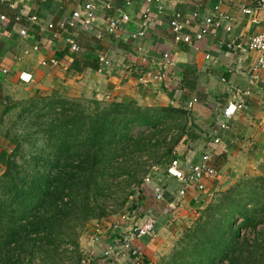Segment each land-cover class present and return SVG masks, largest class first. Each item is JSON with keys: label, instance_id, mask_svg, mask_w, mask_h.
Here are the masks:
<instances>
[{"label": "crops", "instance_id": "0c3cea01", "mask_svg": "<svg viewBox=\"0 0 264 264\" xmlns=\"http://www.w3.org/2000/svg\"><path fill=\"white\" fill-rule=\"evenodd\" d=\"M6 1H0V15L5 16L0 20V114L12 100L25 103L49 95L70 100L134 101L141 107L171 106L184 111L189 127L184 139L187 143L176 150L181 156L177 158L180 168L188 171L206 154L208 164L216 170L215 177L204 180L203 190L189 189L164 173L147 184V191L138 194L139 216L154 215L157 220L154 232L135 242L141 248L143 264H155L169 238L188 228L214 193L226 190L238 178L264 176V70L253 73L254 53L237 46L231 50L220 46L225 39L243 43L258 30V25L238 10L239 0H162L164 10L160 13L153 0L130 4L126 0H104L109 4L107 9L93 0V23L84 26L79 19L66 32L55 28L57 23L73 11L83 14L90 0ZM214 6L230 17L223 27L186 44L173 41L168 24L173 14L185 17L197 11L205 16L213 14ZM145 8L150 11L147 20L142 17ZM120 13L127 15V21L115 34H109L106 18ZM15 15L21 20L15 21ZM32 16L35 22L28 20ZM48 23L54 27L48 28ZM22 27L27 29L24 36ZM142 28L144 36L133 39L131 35ZM199 28L198 21L193 20L185 32L193 35ZM68 31L80 47L83 65L79 72L71 69L77 53H70L63 42ZM99 54L109 60L102 71L85 65L94 64L93 58ZM164 54H168L167 59ZM49 58L56 59L57 64H41ZM21 71L31 74L32 81L22 82L18 77ZM142 72L166 75L156 80L146 75L147 82H140ZM239 90L249 92L245 104L226 120L221 113L228 103L236 101ZM192 98L196 101L187 108ZM225 122L229 127L222 129ZM6 148L0 143L2 171L8 156ZM183 187L185 193L180 196ZM126 212L125 207L122 213ZM113 222L107 219L90 231L101 228L104 238L96 245L89 241L86 251L95 252L107 238L115 236L104 233V227Z\"/></svg>", "mask_w": 264, "mask_h": 264}, {"label": "trees", "instance_id": "16d2710c", "mask_svg": "<svg viewBox=\"0 0 264 264\" xmlns=\"http://www.w3.org/2000/svg\"><path fill=\"white\" fill-rule=\"evenodd\" d=\"M78 48L71 65L77 72L83 65ZM93 59L94 64L85 65L96 69L98 56ZM65 100L56 95L32 98L20 113L40 128L36 133L50 153L45 160L33 161V173L18 161L23 160L20 144L8 153L0 175V264H64L58 259L59 247L67 243L76 250L77 227L105 215L96 202L123 174L114 165L117 159L154 155L163 158L159 162L166 171L181 157L173 150L175 142H169L176 123L187 125L180 109L95 99L94 109L82 111L73 102L77 100ZM10 108H4L0 119ZM78 196L83 201L79 199L72 212ZM71 218L76 225L69 231ZM194 231L196 236L181 246L176 253L180 262L174 264H264V176L238 178L214 193Z\"/></svg>", "mask_w": 264, "mask_h": 264}, {"label": "built area", "instance_id": "2783aa9c", "mask_svg": "<svg viewBox=\"0 0 264 264\" xmlns=\"http://www.w3.org/2000/svg\"><path fill=\"white\" fill-rule=\"evenodd\" d=\"M6 1V0H1ZM90 3L85 4L84 13L81 14L79 11H73L69 18L60 20L57 23L58 30L67 31L73 28L76 24V21L81 19V22L84 26H90L93 23L95 18L93 10L95 9V4L93 0H90ZM98 1L103 9H107L109 4L104 0H94ZM135 0H126L127 4L134 2ZM152 1V0H148ZM156 4L157 12H162L164 10V4L162 0H153ZM213 14L200 16L197 11H193L190 15L181 16L179 13H175L168 20L170 27L171 36L174 42L176 43H189L192 38L201 39L204 35L208 34L213 30L220 29L224 24L230 19L228 14L222 13L219 11L218 6L213 7ZM238 10L246 14L250 21L258 25V30L253 35L249 36L245 42L236 43L235 40L225 39L220 43L221 47L226 49H232L239 47L242 50L250 51L254 53L255 59L252 65V70L254 74H257L260 71L264 70V0H239ZM150 11L148 8H145L142 15L144 20L148 19ZM5 16L0 15V20H4ZM15 21L21 20L20 15L14 17ZM128 19L125 13H120L117 17H107L105 21L106 31L109 34H115L121 27L122 22H126ZM29 21L35 22L36 17L32 16L28 18ZM197 20L200 28L196 33L189 34L185 32V28L190 26L191 21ZM48 28H53L52 23L47 24ZM227 31L231 30V27H226ZM21 35L27 34V29L21 28ZM145 28L140 29L137 33L131 35L133 39L144 36ZM63 42L67 47V50L76 54L79 50L77 43L75 42L72 35L67 32L63 36ZM165 59L168 58V54H164ZM57 60L54 58H49L48 60L41 61L42 65L57 64ZM109 65V60L103 54L98 55V67L97 71H102L103 68ZM5 70H3L4 72ZM19 79L24 83H29L32 81V75L21 71L19 74ZM146 75H150L151 79H162L165 77L166 73L151 74L150 72H142L141 76L138 78L140 82H147L148 78ZM247 90H239V96L234 101V103H228L224 107L221 115L226 120L231 119L234 112L244 106L247 95ZM196 101V98H192L188 101L187 108H190L193 103ZM229 127L228 122L222 123L221 128L227 129ZM208 155L204 154L201 157L199 163L192 164L188 171H184L180 168L179 162L177 159H174L166 167V173L168 176L177 179L179 182H182L187 188H195L197 190H203L205 187L204 180L212 179L216 176V170L211 167L208 162ZM184 187L181 188L178 192V195H183L185 193ZM138 194L136 192L133 197L130 198L128 204L126 205V213H122L119 216V220L104 227V233L108 236L111 233L112 237H109L105 240V245L100 246L98 250L82 252V259L80 264H143V256L141 255V248L136 245V241L146 236H150L155 229L157 223L156 217L154 215H147L145 218L139 216L141 210L138 206ZM159 198V196H157ZM171 204H174L171 203ZM133 215V216H132ZM102 229L99 228L93 234L89 236V241L91 244H100L104 236ZM102 237V238H101Z\"/></svg>", "mask_w": 264, "mask_h": 264}, {"label": "rangeland", "instance_id": "374dc122", "mask_svg": "<svg viewBox=\"0 0 264 264\" xmlns=\"http://www.w3.org/2000/svg\"><path fill=\"white\" fill-rule=\"evenodd\" d=\"M76 100L77 101L73 102H76L78 104L77 108L79 110L82 109V111H91L96 106V104H94L95 100L90 98L82 97ZM12 101L13 102H11L10 105L11 108L7 113H4L0 119V143L8 146V148L5 149L7 150V153H9L11 149L15 148L16 145L20 144L19 152L23 160L18 159V161H24V166L27 167L26 171L33 173V161L47 159L50 152L46 147L45 142L41 139V136L39 135L40 132L36 133V131L38 132L40 128L37 129V127H35L31 121L28 120V117L24 119L20 117V113L24 108V103H18L17 100ZM175 125V130L170 134L169 141L171 142V146L175 142L173 144L174 151L182 148L181 143H183L189 131V127H187L185 122L181 121ZM137 131L138 130L135 129V132ZM180 135L182 136L181 139L179 138ZM162 160L163 158H154V155L149 154H143V156L136 157L134 159H117L118 164L114 162V165L121 167L120 173L123 171V174L116 176L115 181L110 183L109 187L104 191V195L99 196L98 201L96 202V204H100L103 211H105V215L100 218H93L89 220L84 228L78 229L77 227L76 232L78 233V237L76 239V243L78 248L73 250L72 245H67V243L62 244L59 247L58 259L62 260L64 264H80V262H78L80 260L77 256L79 253L84 252V250L88 248L87 244L89 242V236L95 232L92 231V233H90V231L97 229L101 225L102 221H106L107 219H113V221L118 220L130 198L138 191L139 193L147 191V184L156 181L160 175H163L166 172L165 164H160L159 162ZM41 169L42 172L45 171L43 167H41ZM3 171L0 169V175ZM45 172L47 173V170ZM87 175L89 176V174ZM95 177H98L97 173ZM81 198L83 197H77L74 206L70 209L72 212H74L79 199L82 203L83 199ZM90 201L88 202L91 204ZM81 206H83V204L80 205V209ZM204 207L205 206L202 207L197 217L192 221L188 228H185L179 234L169 238L170 240L165 243L167 244V247L161 251L160 254H157L155 264H174V261L180 262L176 253L180 250L184 243H187V241L196 236L197 231L191 232V230L196 226L200 213ZM72 218L67 222L69 231L71 229L70 226L76 225L73 221L71 222ZM76 223L78 224V222ZM186 255L190 256V253H187Z\"/></svg>", "mask_w": 264, "mask_h": 264}]
</instances>
